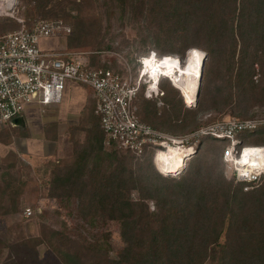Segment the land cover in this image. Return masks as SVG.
Masks as SVG:
<instances>
[{
	"label": "trees",
	"instance_id": "1",
	"mask_svg": "<svg viewBox=\"0 0 264 264\" xmlns=\"http://www.w3.org/2000/svg\"><path fill=\"white\" fill-rule=\"evenodd\" d=\"M25 1L34 3L41 19L57 17L59 12L71 17L67 10H77L73 16L77 29L75 36L68 37L67 46H93V40L79 34L88 13L84 7L92 0ZM110 1L127 16L145 20L148 48L137 49L139 55L154 51L160 59L176 54L183 63L186 52L198 48L206 54L205 65L215 63L218 68L213 88L214 77L210 79L206 101L202 95L207 73H202L194 109L166 77L159 79L163 94L158 100L144 98L145 85L141 84L135 110L140 121L181 135L196 130L195 114L205 103V108L219 109L217 101L225 105L235 99L232 114L244 118L251 105L242 106L247 97L264 101V0ZM16 27L3 23L0 30ZM103 47L111 48L98 44L95 49ZM90 122L85 141L73 142L71 160L52 168L49 194L60 201L74 198L77 212L90 227L99 220L101 226L107 221L118 223L122 247L111 257L108 232L72 238V230L46 224H40L38 236L23 238L22 243L32 251L45 244L61 264H264V180L244 190L246 183L233 175L226 177L222 150L227 139L199 137L196 148L203 150L201 155L192 158L179 176H169L153 162V150L136 157L115 143L104 149L99 116ZM257 130L264 134V128ZM245 133L237 136L244 141ZM0 142L7 143L1 135ZM244 146H264V139ZM14 167L15 163L8 164L0 172V216L19 211L27 185ZM149 202H153L152 209Z\"/></svg>",
	"mask_w": 264,
	"mask_h": 264
},
{
	"label": "rangeland",
	"instance_id": "2",
	"mask_svg": "<svg viewBox=\"0 0 264 264\" xmlns=\"http://www.w3.org/2000/svg\"><path fill=\"white\" fill-rule=\"evenodd\" d=\"M17 1V14L23 17L27 22H29V24H31L35 19L41 20V18L36 16L34 3H28L25 0ZM84 9V12L88 11V13L83 16L85 18V24H82L83 29H81L82 32H80L79 34L85 36L88 41L93 40L94 42L92 47L90 44H87L86 46L70 48L67 46L68 37L72 35L75 36V31L77 29V20L73 18V16L77 14V10H67L72 15L71 17L66 16V14L63 12H59V16L57 17L46 18L47 20H61L63 24L67 25L70 28V31H64L56 36L41 40V47L43 49L73 52L75 54H78L81 59H86L90 62L96 63L98 64V66H112L113 68L118 69L121 72H124V68H127L128 66L132 72V77L136 80L140 79L141 84H144L146 87V83H144V81L147 80V77L146 74H144V76L140 78L142 65L138 62V59L140 57L148 55H139L137 53V49L148 48V44L146 42L147 28L145 20H143L142 17L139 16H127L126 12H124L118 6L114 5V3L110 0H92L90 3H87V6H85ZM3 23H13L16 24L17 27L13 29L0 30V34L8 33L10 31L16 30L19 27L16 21L8 17H0V25ZM98 44H101L103 46L109 44L111 48L103 47L101 49H95ZM194 49L201 51L203 57V53L205 52L198 48ZM170 55L179 58L176 54ZM156 56L157 58L160 57V55L158 56V54ZM206 59L207 58L205 57L202 69V73H207L205 77V83L207 87L204 91V94L202 95V99L205 101L206 98L209 97L207 95L209 92L210 79L215 76L216 70L218 69H216L215 63L205 65ZM178 61L180 62V66L185 67L184 63H186V61H183V63H181L180 59ZM221 79L224 80L226 79V77L221 76ZM167 80L171 83L170 79ZM215 81L216 77H214L213 79L211 88L214 87ZM200 82L201 88L203 82L202 77ZM222 88L223 86L220 87V89ZM159 91L160 94L157 97L153 98H146L144 96V93L142 94L143 97L147 100H158L163 94L160 89ZM80 92L81 97L83 98H78L79 103H82L81 101L86 103L88 99L86 92L85 94L83 90H80ZM200 94L201 91L199 92V96ZM248 98L249 97H247V100L245 99V101L242 103L243 107H248L251 104L247 111V116L244 118L232 114L234 108L237 105L235 99H233L231 104L225 105L222 101H217L216 106L219 109H215V107L205 108V103L204 107H202V109L200 111H197V113L195 114L194 120L198 124L196 130L210 124V122L215 120H226L232 118L240 120L257 118L264 120V101ZM138 99L139 98L137 96L134 102L135 110H137V108L139 107L138 102H140V99ZM184 100L187 102V104L192 105L189 106L190 108H197V104L199 101L197 102L196 106H193V104L189 103L183 97V101ZM81 105L83 114H86L87 110L90 111V107L87 108L85 104ZM49 106L42 107V109L44 110L45 108H50ZM90 118V121L96 119L95 115H90ZM52 126L53 125H49L50 128ZM91 126L92 122L87 123V126H82L81 124H79L70 127L69 130L67 129L66 134L63 133V135L60 137V142L63 143L64 138L65 142L66 138H69L70 142L67 145L63 146V148H65V154H69L73 149V140L77 141L78 143H83L85 141V130H89ZM259 128H264V126H261ZM256 130L245 133V137L243 136L244 141L238 146V150L244 145H247L249 143L254 144L257 143V141H259L260 139H264V134H261L260 132H257L258 130ZM191 132L181 134L179 136H184L186 134H190ZM19 134L20 133H17L11 127H4L0 125V135L2 136L3 140L7 141V143L0 142V164L2 166L0 172H3L6 165L15 163L13 171L19 172L21 178L27 182V185L24 188V193L20 198L19 211L14 214L0 216V264H61L59 259H57L55 254L50 249H48L45 244L37 245V247H35L36 249L32 251L29 245L21 242L23 238L38 236L40 233V224H46L47 226H50L51 228L57 230H62L64 228L72 230L70 231V236H72V238H75L76 236H78L79 238L81 236H87L89 238L92 233L100 230L108 232L110 234L109 242L111 244V250L109 254L111 257H115L117 251L123 245L119 235L118 223H116L115 221H107L101 226L100 224L102 220H99L95 222V226L90 227L88 224H86L85 221H83V219L77 212L76 200L74 198H63V200L60 201L59 199L50 196L49 186L51 170L56 164H61L63 163V161H56L57 157L54 156L56 157V159H51L48 162H43L39 165L29 164L28 159L26 160V158L20 154V151L23 148L17 143V137L21 136ZM197 141V137L192 139L193 153L187 157V159L184 161L185 163L183 162L182 164L173 167V170L177 169V172L171 174H163L169 176H179L180 174H182L186 169L189 161L192 158L201 155L203 151L196 148V145L198 144ZM229 144L230 142L228 141L225 143L222 150V157ZM215 148L217 150H220V144H217ZM189 152L191 153L190 150H188V153ZM222 161L224 162L223 158ZM234 166L235 164L233 165L230 162H224L223 170L227 178L232 177V175L234 174ZM263 180L264 179L262 178L260 181L255 183V186L260 185ZM133 196H135V193H133ZM149 205L152 209L153 202H149ZM26 208H31L32 213L30 215L25 214Z\"/></svg>",
	"mask_w": 264,
	"mask_h": 264
},
{
	"label": "built area",
	"instance_id": "3",
	"mask_svg": "<svg viewBox=\"0 0 264 264\" xmlns=\"http://www.w3.org/2000/svg\"><path fill=\"white\" fill-rule=\"evenodd\" d=\"M17 9V0H0V17L11 18L19 25L16 30L0 34V125L15 127L13 120L22 116L31 103L41 107L60 103L65 85L70 81L91 91L94 111L100 118L104 133V149L115 143L136 157L148 150L155 154L170 146L187 145L192 148L193 138L212 136L230 142L222 158L234 165L236 157L244 149V146L237 149L243 142L237 135L264 126L263 119L232 118L217 120L184 136L156 130L140 121L135 113L134 102L141 80L132 77L128 66L121 72L109 66L94 65L73 52L43 49L41 40L69 32L70 28L61 20L35 19L29 24L17 14ZM152 54L153 51L150 52ZM143 61L144 57L138 59L142 65L140 78L144 76ZM150 72L146 73L147 80L144 81L146 98L160 94L159 89L150 84L153 79ZM245 172L248 174L246 177L241 175ZM233 176L236 181L246 183L243 189L248 190L264 178V165L253 168L234 166ZM31 213V208L25 209V214Z\"/></svg>",
	"mask_w": 264,
	"mask_h": 264
},
{
	"label": "crops",
	"instance_id": "4",
	"mask_svg": "<svg viewBox=\"0 0 264 264\" xmlns=\"http://www.w3.org/2000/svg\"><path fill=\"white\" fill-rule=\"evenodd\" d=\"M80 90L87 94L86 103L78 101L83 98ZM81 104H85L87 108L90 107V111L87 110L86 114H83ZM49 107L43 110L37 103L29 104L22 115L25 125L16 127V132L21 135L17 137V143L23 148L20 154L26 160L28 159L31 165H39L56 159V157V161L72 158L73 149L69 154H65V148H63L64 145L70 143L69 138H66V142L64 138L61 143L60 137L63 133L66 134V130L70 127L79 124L87 126V123H90V115L96 117L95 102L91 91L70 81L65 85L61 102ZM49 125L53 126L50 128Z\"/></svg>",
	"mask_w": 264,
	"mask_h": 264
},
{
	"label": "bare ground",
	"instance_id": "5",
	"mask_svg": "<svg viewBox=\"0 0 264 264\" xmlns=\"http://www.w3.org/2000/svg\"><path fill=\"white\" fill-rule=\"evenodd\" d=\"M193 51L199 54V64L197 65L196 59L192 56ZM153 54L154 59H153ZM152 55L144 56L145 59L151 60V64L149 66H145L143 73H149L152 75V80H150V84H152L153 88L158 89L159 79L162 77L161 75L168 73L170 75L165 76L170 79L172 85H174L177 89H179L182 96L187 100L191 101V104H194L195 97V88L197 79L199 77V69L201 65L202 54L201 51L197 49H191L187 53V59L185 63V67L180 66L179 58L174 56H164L160 59L157 58L156 53L153 51ZM170 58L167 64L161 63L165 58ZM179 62V64H177ZM158 70L155 74L152 73L153 68H157ZM147 68V70H146ZM176 71V72H175ZM185 150V151H184ZM188 150L191 153H188ZM193 153V147L190 148L188 146H170L167 150H158L155 154H153V162L155 160L156 165L166 173L177 172L173 170V167H176L182 164L188 156ZM247 160V163H243L242 161ZM239 165H237V164ZM264 165V146H255V147H246L242 150L240 156L236 157L235 166L236 167H247L253 168V166ZM160 171L159 169H157ZM161 172V171H160ZM163 173V172H161Z\"/></svg>",
	"mask_w": 264,
	"mask_h": 264
},
{
	"label": "water",
	"instance_id": "6",
	"mask_svg": "<svg viewBox=\"0 0 264 264\" xmlns=\"http://www.w3.org/2000/svg\"><path fill=\"white\" fill-rule=\"evenodd\" d=\"M190 50V49H189ZM188 50V51H189ZM188 51L186 52V57H185V60L184 62L186 61L187 59V53ZM206 57V54L203 53V57L201 59V65H200V69H199V77L197 79V83H196V88H195V97H194V104L193 106H196L197 102H198V98H199V92H200V81H201V77H202V69H203V65H204V59ZM185 64V63H184ZM13 123L15 124V126H24L25 125V121H24V118L22 116H19L17 118H15L13 120Z\"/></svg>",
	"mask_w": 264,
	"mask_h": 264
},
{
	"label": "snow or ice",
	"instance_id": "7",
	"mask_svg": "<svg viewBox=\"0 0 264 264\" xmlns=\"http://www.w3.org/2000/svg\"><path fill=\"white\" fill-rule=\"evenodd\" d=\"M154 55L155 54H153V59H154ZM192 56L196 59V63H197V65L199 64V54L198 53H196L195 51H193V53H192ZM170 58H165L164 59V61H161V63H163V64H167L168 63V60H169ZM151 60H149V59H145L144 61H143V64L145 65V66H149L150 64H151ZM177 64H179V62H177ZM146 70H147V68H146ZM158 70V66H157V68H153L152 69V73L153 74H155V72ZM163 75H165V76H168V75H170V74H168V73H165V74H163ZM189 103H191V101L189 100L188 101ZM227 155V154H226ZM243 163H247V160H244V161H242ZM255 166V165H254ZM242 176H244V177H246L248 174L245 172V173H242L241 174Z\"/></svg>",
	"mask_w": 264,
	"mask_h": 264
},
{
	"label": "clouds",
	"instance_id": "8",
	"mask_svg": "<svg viewBox=\"0 0 264 264\" xmlns=\"http://www.w3.org/2000/svg\"><path fill=\"white\" fill-rule=\"evenodd\" d=\"M162 77H165L164 75H161Z\"/></svg>",
	"mask_w": 264,
	"mask_h": 264
}]
</instances>
